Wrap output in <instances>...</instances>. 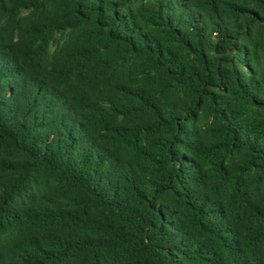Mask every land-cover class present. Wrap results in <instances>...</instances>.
<instances>
[{
	"label": "trees",
	"instance_id": "16d2710c",
	"mask_svg": "<svg viewBox=\"0 0 264 264\" xmlns=\"http://www.w3.org/2000/svg\"><path fill=\"white\" fill-rule=\"evenodd\" d=\"M0 264H264V0H0Z\"/></svg>",
	"mask_w": 264,
	"mask_h": 264
}]
</instances>
